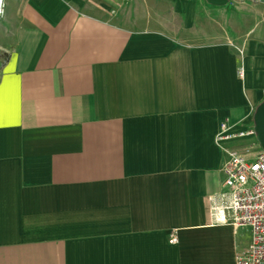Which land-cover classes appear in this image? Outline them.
I'll return each instance as SVG.
<instances>
[{"label":"crops","instance_id":"crops-1","mask_svg":"<svg viewBox=\"0 0 264 264\" xmlns=\"http://www.w3.org/2000/svg\"><path fill=\"white\" fill-rule=\"evenodd\" d=\"M5 3L0 264H237L206 200L220 121L264 100V3Z\"/></svg>","mask_w":264,"mask_h":264},{"label":"built area","instance_id":"built-area-1","mask_svg":"<svg viewBox=\"0 0 264 264\" xmlns=\"http://www.w3.org/2000/svg\"><path fill=\"white\" fill-rule=\"evenodd\" d=\"M239 75H244L242 68ZM214 141L227 159L221 189L206 200L209 223L247 229L251 243L237 254V264H264V149L254 122L241 124L225 116ZM168 242H177L175 231L170 232Z\"/></svg>","mask_w":264,"mask_h":264},{"label":"water","instance_id":"water-1","mask_svg":"<svg viewBox=\"0 0 264 264\" xmlns=\"http://www.w3.org/2000/svg\"><path fill=\"white\" fill-rule=\"evenodd\" d=\"M208 4L213 6H224L230 0H205ZM264 3V0H257ZM253 122L257 132V138L262 149H264V100L258 105L253 115Z\"/></svg>","mask_w":264,"mask_h":264},{"label":"bare ground","instance_id":"bare-ground-1","mask_svg":"<svg viewBox=\"0 0 264 264\" xmlns=\"http://www.w3.org/2000/svg\"><path fill=\"white\" fill-rule=\"evenodd\" d=\"M5 0H0V15L4 13Z\"/></svg>","mask_w":264,"mask_h":264},{"label":"rangeland","instance_id":"rangeland-1","mask_svg":"<svg viewBox=\"0 0 264 264\" xmlns=\"http://www.w3.org/2000/svg\"><path fill=\"white\" fill-rule=\"evenodd\" d=\"M6 4V3H5ZM4 7H5V5H4ZM4 9V8H3ZM3 15H4V13H3ZM2 18H3V16L1 15V17H0V21L2 20Z\"/></svg>","mask_w":264,"mask_h":264}]
</instances>
